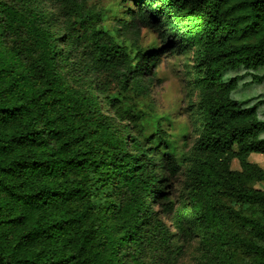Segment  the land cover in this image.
Wrapping results in <instances>:
<instances>
[{
	"label": "clouds",
	"instance_id": "9594fccd",
	"mask_svg": "<svg viewBox=\"0 0 264 264\" xmlns=\"http://www.w3.org/2000/svg\"><path fill=\"white\" fill-rule=\"evenodd\" d=\"M211 3L0 0V105L33 130L12 159L69 173L0 172V264H264V8L229 32L195 17ZM54 183L87 214L18 247L9 192Z\"/></svg>",
	"mask_w": 264,
	"mask_h": 264
},
{
	"label": "trees",
	"instance_id": "16d2710c",
	"mask_svg": "<svg viewBox=\"0 0 264 264\" xmlns=\"http://www.w3.org/2000/svg\"><path fill=\"white\" fill-rule=\"evenodd\" d=\"M207 3V0H205ZM264 8V2L261 0H252L250 4H244L242 0H213V3L208 4V8L205 9L203 5H200L198 11L194 14L196 18L200 15L208 16V12L211 11L212 17L216 21L217 30L223 28H228L229 32L231 28L229 27L233 23H238L240 26L247 27L248 21L251 19L252 23H256V19L253 17H259V9ZM234 18L229 19V18ZM226 35L228 33H225ZM252 36L259 37L260 33H251ZM227 43V40L225 41ZM16 82L13 80L8 84L9 89H15ZM24 108L23 103L16 104L12 103L9 105H0V160L5 157L8 159L7 164L0 163V172L5 175L18 176L22 172H36V168H32V165H36L39 168V173L43 174L46 178L53 177L55 183H59L64 180L66 173L64 171L56 170L49 164L47 159L36 161V160H25V159H12V157L18 152L22 151L24 148L28 147L29 144L25 141L24 137L29 136L31 129L24 128L21 129V124H26L28 122L27 115L23 114L21 111ZM6 141V142H5ZM68 141H63L60 147H64L68 144ZM33 147L38 148L43 151L45 146L40 143L33 145ZM66 152H71V147L65 149ZM72 160H76V156L70 157ZM80 160L88 159L87 156H80ZM47 165V167H45ZM48 189H41V191H47L50 196L47 198L35 199L39 194L36 192H26V193H13L9 192V196L12 199L19 200L28 209L29 214L27 218L23 215H15L8 218L7 223L13 225L17 228V246L27 245L28 248H36L39 243L40 237L38 233H43L47 231L43 227V224L48 223L49 218H53V214H58L60 220L57 222H62L68 224L70 221L75 223L80 220V218L87 214V209H77L72 210L67 207L68 200L66 197L62 196V192L68 191L67 188L61 189L55 186ZM7 190V185L4 186ZM80 186L75 181L73 182L71 191L79 192ZM23 198V199H21ZM95 216H90L89 220H94ZM25 225H29V230L24 232L20 231ZM22 252L24 249L22 248ZM32 252H25L17 260V264H48L47 261H34L31 259ZM38 255V253H37ZM54 264H59V262H54Z\"/></svg>",
	"mask_w": 264,
	"mask_h": 264
},
{
	"label": "rangeland",
	"instance_id": "374dc122",
	"mask_svg": "<svg viewBox=\"0 0 264 264\" xmlns=\"http://www.w3.org/2000/svg\"><path fill=\"white\" fill-rule=\"evenodd\" d=\"M252 159L259 161L260 157L259 156H253Z\"/></svg>",
	"mask_w": 264,
	"mask_h": 264
}]
</instances>
